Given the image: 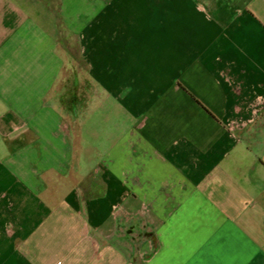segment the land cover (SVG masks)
Masks as SVG:
<instances>
[{
  "label": "crops",
  "instance_id": "obj_1",
  "mask_svg": "<svg viewBox=\"0 0 264 264\" xmlns=\"http://www.w3.org/2000/svg\"><path fill=\"white\" fill-rule=\"evenodd\" d=\"M15 12L0 8V264H264V0L176 1L170 52L139 37L166 19L111 18L80 65L81 34L48 42Z\"/></svg>",
  "mask_w": 264,
  "mask_h": 264
},
{
  "label": "rangeland",
  "instance_id": "obj_2",
  "mask_svg": "<svg viewBox=\"0 0 264 264\" xmlns=\"http://www.w3.org/2000/svg\"><path fill=\"white\" fill-rule=\"evenodd\" d=\"M176 1L179 2L180 0H173V2L171 0H56L55 3H50L49 0L44 2L43 0H8L5 4L0 1V8L3 5L7 6L8 3L10 6L14 4L16 12L8 15L9 18L41 19L44 22L45 30L42 34L48 42L55 43V37L58 34L57 38H60L62 43L64 42L67 46L74 35L81 34L78 38L81 43L80 54L77 51L75 52L77 53L76 61L80 65L85 63L82 54L87 51V42L91 35H96L99 27L103 25L105 27L109 25L111 31L113 27H116V23L112 22L113 19L111 18H115L118 25H121L118 21H122L123 18H153L158 22L166 19L164 20L168 23L166 27L156 28L150 32L147 26L143 25L139 37L153 48L162 47L169 52L170 48L171 51L176 49L170 46L169 41L158 35V33L162 37L163 34L171 35V5ZM179 6L180 10L177 12L178 16L176 18H190L189 11L182 7L181 3L176 4L177 8ZM193 12L191 18H203L198 7H195ZM134 24L131 23V27ZM180 44L183 47L182 40ZM164 64H168L167 58ZM0 107H3L6 111L3 103H0ZM2 137L4 136L0 135V146L3 142Z\"/></svg>",
  "mask_w": 264,
  "mask_h": 264
}]
</instances>
